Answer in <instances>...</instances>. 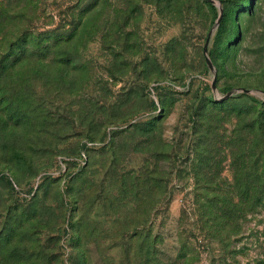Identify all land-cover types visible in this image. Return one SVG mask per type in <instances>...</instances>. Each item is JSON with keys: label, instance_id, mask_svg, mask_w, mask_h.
Here are the masks:
<instances>
[{"label": "rangeland", "instance_id": "rangeland-1", "mask_svg": "<svg viewBox=\"0 0 264 264\" xmlns=\"http://www.w3.org/2000/svg\"><path fill=\"white\" fill-rule=\"evenodd\" d=\"M263 109L264 0H0V264H264Z\"/></svg>", "mask_w": 264, "mask_h": 264}, {"label": "trees", "instance_id": "trees-1", "mask_svg": "<svg viewBox=\"0 0 264 264\" xmlns=\"http://www.w3.org/2000/svg\"><path fill=\"white\" fill-rule=\"evenodd\" d=\"M65 35L70 38V36L72 35V31L66 32ZM61 37H62L61 33L57 32L55 29H48L43 32L37 33L35 35L31 34L30 32L24 31L22 32V34L19 36L17 40L11 43V47L9 48L7 55H5L4 60L9 62L10 64H13L17 60H20L22 57H25L26 54L28 55L33 54L34 53L33 49L42 48V46L45 47L46 51H48L50 50V46H52V44L57 39H60ZM43 40H47L48 42H45V45H42ZM27 43H33L34 46L28 49ZM225 98L219 99V100L215 99L213 101L225 102V104L232 103V101L226 100ZM252 100H255V99H252ZM253 108H252V111L255 110ZM253 120L255 123L259 125L260 124L263 125L264 124V109L260 111L259 114L255 116V118H253ZM244 190L245 189H243V191L241 192H245Z\"/></svg>", "mask_w": 264, "mask_h": 264}, {"label": "water", "instance_id": "water-1", "mask_svg": "<svg viewBox=\"0 0 264 264\" xmlns=\"http://www.w3.org/2000/svg\"><path fill=\"white\" fill-rule=\"evenodd\" d=\"M206 44H207V42L205 43L203 50H204V53H205L206 63H207V65H208L209 67H211V66H212V61H211L209 55L207 54V45H206ZM231 94H232L231 92H226V93H225L223 96H221L219 99H223V98H225V97H227V96H229V95H231Z\"/></svg>", "mask_w": 264, "mask_h": 264}]
</instances>
